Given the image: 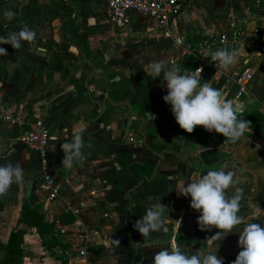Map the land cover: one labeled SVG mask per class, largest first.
Masks as SVG:
<instances>
[{
  "label": "crops",
  "instance_id": "1",
  "mask_svg": "<svg viewBox=\"0 0 264 264\" xmlns=\"http://www.w3.org/2000/svg\"><path fill=\"white\" fill-rule=\"evenodd\" d=\"M9 9L15 12L11 21L3 16ZM104 10L105 0H0V36L25 24L36 32L34 46L22 41L15 50L0 44L8 53L0 55V93L13 115L0 119V165L18 162L25 173L23 184L0 195V242L21 230V264H152L160 248L172 245L189 255L207 252L206 239L220 230H200V212L175 187L180 179L227 164L243 190L238 213L243 223L215 248L223 264H232L246 224L264 227V50L257 46H264V0H186L170 20L169 34L151 17L132 12L122 25L107 19ZM210 30H237L256 45L235 49L238 62L225 78L216 80L205 68L207 77L200 81L233 101L238 119L256 112L248 119L251 132L232 141L196 126L192 133L183 130L184 144L171 129L150 134L152 122L168 128L158 110L170 105L163 100V73L152 79L143 65L172 59L160 54L165 35L171 42L179 34L196 41ZM179 56L172 59L175 65L189 57ZM244 63L256 72L247 92L236 97L229 77ZM35 118L49 132L48 171L57 187L52 199L42 188L37 151L19 136ZM76 125L84 128V156L66 168L61 145L71 141ZM218 144L234 146L255 176ZM226 191L231 195L234 189ZM160 199L166 222L143 238L133 225Z\"/></svg>",
  "mask_w": 264,
  "mask_h": 264
},
{
  "label": "clouds",
  "instance_id": "2",
  "mask_svg": "<svg viewBox=\"0 0 264 264\" xmlns=\"http://www.w3.org/2000/svg\"><path fill=\"white\" fill-rule=\"evenodd\" d=\"M3 16L11 21L15 12L5 10ZM35 36V30L25 24L19 31L0 36V44H9L18 50L22 47V41L34 46ZM7 54V50L0 47V55ZM203 56H211V61L227 72L238 62L239 51L219 48L215 51L206 50ZM143 70L152 79L163 73L167 88L163 100L171 106L176 122L184 131L192 133L196 126H202L206 131H215L232 141H237L246 132H251V121L238 119L239 113L233 101L226 99L210 83H200L202 68L181 74L174 61L158 59L145 63ZM83 132L84 128L76 125L71 141L61 145L64 153L61 161L63 167L71 168L75 161L83 159ZM227 168L228 165L224 164L219 169L208 170L206 174L198 173L187 181L180 179L175 187L178 194L190 196V207L200 212L197 217L200 230H211L213 227L220 230L206 239L208 251L200 250L189 255L179 245H172L171 248H160L153 255L152 264H223V257L218 258L215 242L222 240L232 233L234 227L243 223V217L238 214L243 190L236 186L238 178L235 172L226 171ZM24 176V169L18 162L0 165V195L6 194L14 183L23 184ZM229 188L234 189L231 195L226 191ZM165 207L160 199L159 202L151 204L146 213L136 220L133 227L143 238L161 230L166 222ZM238 245L241 250L232 264H264V227L260 223H247L239 234Z\"/></svg>",
  "mask_w": 264,
  "mask_h": 264
},
{
  "label": "built area",
  "instance_id": "3",
  "mask_svg": "<svg viewBox=\"0 0 264 264\" xmlns=\"http://www.w3.org/2000/svg\"><path fill=\"white\" fill-rule=\"evenodd\" d=\"M186 0H105V16L111 21L119 24H127L130 13L151 17L157 26L163 29L164 33L169 34L168 28L170 20L181 8ZM172 43L176 46L178 55L189 56L195 60L193 71L200 67L203 70L209 68L212 76L217 80L225 78V71L211 61V56L204 57L206 50L215 51L219 48H226L229 51L238 49L241 44L247 49H254L256 45L246 40L240 35L239 31H215L210 30L203 33L196 41L185 38L184 35H173ZM259 50H264L263 45ZM256 72V67L249 63H244L239 70H236L229 77L230 84L235 85L234 95L240 96L248 90V84ZM13 118L12 112L4 106L2 95L0 93V119L8 121ZM21 139L33 147L38 153L39 169L41 171L42 188L45 190L49 199H52L57 193V187L52 182L51 175L48 171L49 160L46 154V144L49 139V132L45 123L35 118L28 123L19 134ZM84 251L79 250L82 254Z\"/></svg>",
  "mask_w": 264,
  "mask_h": 264
},
{
  "label": "trees",
  "instance_id": "4",
  "mask_svg": "<svg viewBox=\"0 0 264 264\" xmlns=\"http://www.w3.org/2000/svg\"><path fill=\"white\" fill-rule=\"evenodd\" d=\"M67 16V15H66ZM66 41V39H64ZM68 42V41H66ZM195 66V60L191 57L183 58V63L180 65L181 74L184 72H192ZM205 74V73H204ZM202 75L207 77V75ZM256 112L248 113L246 116H240L239 119L248 120L251 117H255ZM40 230V229H39ZM21 230H11L8 234V237L4 243L0 242V264H21Z\"/></svg>",
  "mask_w": 264,
  "mask_h": 264
},
{
  "label": "rangeland",
  "instance_id": "5",
  "mask_svg": "<svg viewBox=\"0 0 264 264\" xmlns=\"http://www.w3.org/2000/svg\"><path fill=\"white\" fill-rule=\"evenodd\" d=\"M138 19V18H137ZM131 23H136L135 21H132ZM163 37V39L165 37H167V39H164L165 41L162 43V48H160V54H166V56L168 58H171L172 59H176V55L179 56L176 52V50L174 49L173 45H172V42L170 41V39H168L169 37L165 35V37L163 35H161ZM180 57V56H179ZM169 60V61H173V60ZM183 63V59H180V61L178 62V67H180V65ZM149 105V103H148ZM169 107H166V109H162V110H158V112H161L160 113V121L161 123L164 122H168V128H166L164 130V126H160V124H154L153 125V122L152 124L150 125L149 127V133L150 134H160L162 135V133L164 132H167L168 129H171V132L172 134H174L175 136H178L179 140L181 141L182 140V144H184V142L187 140V134H184L185 132L183 131L182 128H180V126L178 125V123H176V120L173 119V116H170V114H173L171 110H169ZM171 112V113H169ZM172 118V119H171ZM152 120V119H151ZM170 123V124H169ZM171 123H174V124H171ZM161 128L163 129V131H161ZM160 129V130H159ZM178 140V141H179Z\"/></svg>",
  "mask_w": 264,
  "mask_h": 264
},
{
  "label": "water",
  "instance_id": "6",
  "mask_svg": "<svg viewBox=\"0 0 264 264\" xmlns=\"http://www.w3.org/2000/svg\"><path fill=\"white\" fill-rule=\"evenodd\" d=\"M84 84H86V83L84 82ZM125 116H126V114L123 115L124 120L126 119ZM133 117L136 118V115H133ZM215 147H226V149H228L231 152V155H230L231 159L234 160L235 162H240L242 169H244L245 171H247V172L251 173L253 176H255V173L252 170L244 167V160L236 155V148L234 146L218 144Z\"/></svg>",
  "mask_w": 264,
  "mask_h": 264
}]
</instances>
